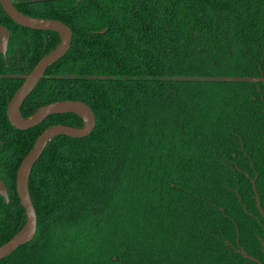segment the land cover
<instances>
[{
	"label": "trees",
	"instance_id": "obj_1",
	"mask_svg": "<svg viewBox=\"0 0 264 264\" xmlns=\"http://www.w3.org/2000/svg\"><path fill=\"white\" fill-rule=\"evenodd\" d=\"M11 1L73 33L22 116L69 99L88 104L96 122L85 137L47 144L28 180L36 234L0 264H257L227 242L232 219L242 235L240 202L252 210L245 172L257 173L264 210V0ZM0 24L11 34L6 60L0 54V178L9 194L8 203L0 196L1 246L25 223L21 160L46 127L79 128L82 119L10 124V99L60 38L16 24L1 5Z\"/></svg>",
	"mask_w": 264,
	"mask_h": 264
},
{
	"label": "water",
	"instance_id": "obj_2",
	"mask_svg": "<svg viewBox=\"0 0 264 264\" xmlns=\"http://www.w3.org/2000/svg\"><path fill=\"white\" fill-rule=\"evenodd\" d=\"M81 1V0H78ZM0 5L8 17L16 24L33 30L53 31L59 35L60 41L54 49L45 54L25 76L22 84L10 99L6 115L10 124L19 129L26 130L43 122L48 116L53 114L73 113L82 119V126L72 127L64 124H53L46 127L36 138L32 148L23 157L16 172L15 187L19 197L20 205L25 212V223L21 229L15 233L7 242L0 246V260L12 254L20 246L30 242L37 230V216L33 207L29 190L28 180L31 170L37 160L40 158L47 144L58 135H66L73 138H81L89 135L95 127V114L90 106L79 100H57L40 106L29 118H24L21 114V106L24 100L36 87L38 82L44 76L48 67L61 59L69 50L72 41L71 28L57 19L37 18L28 16L20 12L11 0H0ZM104 31H99L103 33ZM10 40L9 30L0 24V54L6 58V53ZM255 190V188H254ZM256 201L263 217L264 212L260 207L258 194ZM0 196L5 203L9 202V194L4 181L0 178ZM245 258L261 264L254 257L242 252Z\"/></svg>",
	"mask_w": 264,
	"mask_h": 264
},
{
	"label": "flooded vegetation",
	"instance_id": "obj_3",
	"mask_svg": "<svg viewBox=\"0 0 264 264\" xmlns=\"http://www.w3.org/2000/svg\"><path fill=\"white\" fill-rule=\"evenodd\" d=\"M37 18H41V17H37ZM10 37H11V34H10ZM7 51H8V49H7ZM6 56H7V53H6ZM4 60H6V58H4ZM245 176L247 177V179L251 185L252 192L249 191V193H250L249 204H250V208H252V210L248 211L246 206L240 202L242 214H241V210L239 208V210H240L239 216L242 217V219L240 220V222L242 223L241 224L242 235H240L237 224L232 219V221L234 223V227H235V238L232 241L227 242V245L230 247V249L233 251V253L241 255L243 257H244V255L242 252L247 253L249 256L257 259L261 264H264V223L262 222V219L264 220V217H263L261 211L259 210V208L257 206V201H256L255 190L258 194V191L256 189V185H255L257 173H255L254 176H251L249 173L245 172ZM254 188H255V190H254ZM236 191L237 190H235V192ZM258 198H259V194H258ZM239 201H240V198H239ZM259 202H260V198H259ZM254 206L257 209V211H254V209H253ZM260 207H261V204H260ZM261 209L263 210L262 207H261ZM263 212H264V210H263ZM239 219H240V217H239ZM249 251L251 253H249ZM257 256H260L262 259H259V257H257ZM255 263H257V262H255Z\"/></svg>",
	"mask_w": 264,
	"mask_h": 264
}]
</instances>
